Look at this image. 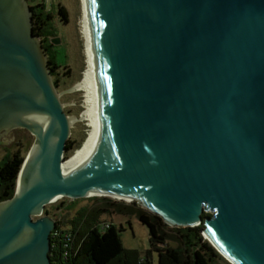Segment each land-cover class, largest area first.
I'll use <instances>...</instances> for the list:
<instances>
[{
	"label": "water",
	"instance_id": "95a60500",
	"mask_svg": "<svg viewBox=\"0 0 264 264\" xmlns=\"http://www.w3.org/2000/svg\"><path fill=\"white\" fill-rule=\"evenodd\" d=\"M83 8L97 147L69 177L68 116L31 10L0 0V138L34 137L0 202V264H51L56 223L44 207L91 197L136 202L171 227L203 224L226 264H264V0Z\"/></svg>",
	"mask_w": 264,
	"mask_h": 264
},
{
	"label": "trees",
	"instance_id": "16d2710c",
	"mask_svg": "<svg viewBox=\"0 0 264 264\" xmlns=\"http://www.w3.org/2000/svg\"><path fill=\"white\" fill-rule=\"evenodd\" d=\"M26 1L29 4L30 0ZM43 7L41 4H29L33 33L41 41L53 77L56 76L57 64L52 52L53 46L47 43L53 34L45 30L51 16L49 12H43ZM57 15L64 22L67 21L64 7L58 6ZM75 148L66 144L64 158ZM23 160V157L14 155L0 166V202L13 197L15 180ZM81 200L87 203L77 207L67 224L70 237L66 246L63 243L51 246V264H152V253L157 254L158 264H221L223 261L202 236L203 224L193 228H172L169 232V226L158 215L143 212L135 206L136 202L126 206L104 197H91L75 199L71 205L77 206ZM130 211L137 214L138 221L148 231L150 249L143 259L136 250L123 248L119 231L112 222L100 221L102 214H127ZM206 216L209 214H202V218Z\"/></svg>",
	"mask_w": 264,
	"mask_h": 264
},
{
	"label": "rangeland",
	"instance_id": "374dc122",
	"mask_svg": "<svg viewBox=\"0 0 264 264\" xmlns=\"http://www.w3.org/2000/svg\"><path fill=\"white\" fill-rule=\"evenodd\" d=\"M41 1L38 0L37 3L43 4ZM45 4L43 12L45 13L47 11L51 16V20L47 22L45 30L53 34V36L47 39V43L53 46L52 52L57 64V69L55 70L56 76H51V80L59 94V100L63 105L64 113L68 118L76 119L70 127L67 144L69 143V146L73 148L77 147L74 151H78L87 138L89 131L88 121L82 119V115L86 109V96L82 90L75 88L81 80L85 69L84 44L80 30V3L79 0H47ZM58 6L65 8L67 21L64 22L57 15ZM9 139L12 140L10 144L6 146L0 145V166L14 155L25 158L34 143V137L23 128H15L7 131L0 138V141ZM74 151L68 153L64 159H67L71 155L73 157L75 154ZM104 198L116 201L109 197ZM72 201L73 199L61 198L47 204L43 209L42 215L48 212L50 217L58 222V230L61 233L59 236L61 238H67L65 235L69 234V225L67 224L71 220L74 211L77 207L87 203L86 200H81L77 206L73 207L71 205ZM116 202L124 203L126 206H132L131 204L133 203L125 201ZM135 206L143 212L152 214L137 203H135ZM100 221L112 222L116 226L125 250H136L142 259L145 257L146 252L150 249L148 231L138 221L135 212L130 211L127 214L116 212L110 215L105 213L100 217ZM172 228L178 227L169 226V232ZM152 264H158L156 253H152ZM221 264L226 263L221 261Z\"/></svg>",
	"mask_w": 264,
	"mask_h": 264
},
{
	"label": "bare ground",
	"instance_id": "6f19581e",
	"mask_svg": "<svg viewBox=\"0 0 264 264\" xmlns=\"http://www.w3.org/2000/svg\"><path fill=\"white\" fill-rule=\"evenodd\" d=\"M80 3V30L84 44V55H85V69L83 76L79 83L76 85V89L82 90L86 96V109L82 115V119H86L89 123V131L87 138L83 142L82 146L78 151H74V156L72 155L67 159H64L61 164V169L66 176L72 177L79 173L91 160L92 155L97 147V123L91 78L90 61L88 54L86 29H85V18H84V8L83 0H79ZM69 125L76 121L75 118H68ZM72 158V159H71ZM54 202V201H53Z\"/></svg>",
	"mask_w": 264,
	"mask_h": 264
},
{
	"label": "built area",
	"instance_id": "2783aa9c",
	"mask_svg": "<svg viewBox=\"0 0 264 264\" xmlns=\"http://www.w3.org/2000/svg\"><path fill=\"white\" fill-rule=\"evenodd\" d=\"M37 1L38 0H30V5L31 6H34V5H38V4H40V3H37ZM42 2V1H41ZM55 202V201H54ZM43 214V213H42ZM42 216V215H41ZM54 222H55V220H54ZM59 229V228H58ZM59 234H61L60 232H59V230H57L56 228H55V230H53L52 232H51V234H50V245L52 246H55V245H57V244H60V243H63L64 244V246H66V242L67 241H69V234H66L65 236L67 237V238H61L60 236H59ZM53 239V243L51 244V240ZM63 241V242H62ZM51 246H50V251H51ZM49 256H50V252H49Z\"/></svg>",
	"mask_w": 264,
	"mask_h": 264
},
{
	"label": "flooded vegetation",
	"instance_id": "af4514ba",
	"mask_svg": "<svg viewBox=\"0 0 264 264\" xmlns=\"http://www.w3.org/2000/svg\"><path fill=\"white\" fill-rule=\"evenodd\" d=\"M47 0H42V3L43 4H41V5H46L45 4V2H46ZM28 4V3H27ZM40 5V4H39ZM28 7H29V4H28ZM44 215H47V216H49L50 217V215H49V213L48 212H46V213H44ZM50 218H52V217H50ZM53 219V218H52ZM54 220V219H53ZM55 223H56V228L58 227V222L57 221H55Z\"/></svg>",
	"mask_w": 264,
	"mask_h": 264
}]
</instances>
